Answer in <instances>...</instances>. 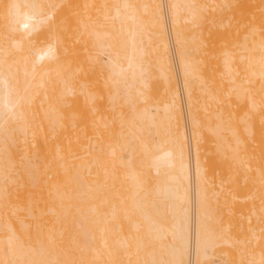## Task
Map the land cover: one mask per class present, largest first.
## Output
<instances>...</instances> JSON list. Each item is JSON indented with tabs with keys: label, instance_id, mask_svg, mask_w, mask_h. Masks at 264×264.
<instances>
[{
	"label": "bare ground",
	"instance_id": "bare-ground-1",
	"mask_svg": "<svg viewBox=\"0 0 264 264\" xmlns=\"http://www.w3.org/2000/svg\"><path fill=\"white\" fill-rule=\"evenodd\" d=\"M259 217L264 0H0V264H264Z\"/></svg>",
	"mask_w": 264,
	"mask_h": 264
},
{
	"label": "rangeland",
	"instance_id": "rangeland-1",
	"mask_svg": "<svg viewBox=\"0 0 264 264\" xmlns=\"http://www.w3.org/2000/svg\"><path fill=\"white\" fill-rule=\"evenodd\" d=\"M214 143V142H213ZM213 143H208L207 144V146H208V148H209V150L210 151H212L213 149H216L215 147H214V145H215V143L213 144ZM211 145V146H210ZM210 146V147H209ZM216 146V145H215ZM210 151H208V152H210ZM207 152V153H208ZM213 152L215 153V152H217V151H212L211 153L213 154ZM206 156H209V158H211L212 159V157H213V159H215V161L213 162V171H212V175H213V172H214V175L212 176L213 177V179H212V184H213V187L212 188H214V189H219L220 188V185H222V187H223V190L221 191V194L218 196V198H217V204L215 203L214 205H215V208H216V215L219 217V214H221L220 215V217L219 218H221L220 219V223H219V226H220V224H221V228H223V227H226V228H228V235L229 236H231L232 235V233L235 231L234 230V226L236 225V223H238V224H240V222L242 223L243 221H240V219H241V216H242V220H244V221H246V214H247V216H251V218H252V215H253V219H255V217H254V214H253V212L251 211V210H254V207L255 208H257V204H258V207H261V203L259 202V200H250L249 202H242V201H240V200H233L232 199V195H233V191H232V189H231V186L230 185H232V177H231V173H230V171L231 172H234V171H232V169H231V167L233 168V165H232V163L229 161V163H228V169H230V170H228V169H225L226 168V165H225V160H227V158L224 160V162L222 161L223 159H221L219 156H214V155H211V154H207ZM211 156V157H210ZM229 164H231V167H230V165ZM219 170V172L217 171V170ZM223 174V175H222ZM214 176H216V177H214ZM237 176H238V174H237ZM227 180V181H226ZM220 183V184H219ZM225 183V184H224ZM214 184L216 185V187H218V188H216V187H214ZM223 185H226V186H223ZM229 187H230V189H229ZM227 188H228V190L230 191V192H228L227 193V195L228 196H226V192L228 191L227 190ZM224 189L226 190V192H224ZM223 196V197H222ZM225 196V197H224ZM225 198H226V200H227V202H226V200H225ZM222 200H224L225 202H226V204H224V206H222V203H223V201ZM233 201H234V203H233ZM237 201V202H236ZM241 202V203H240ZM251 202V203H250ZM255 202L257 203V204H255ZM239 203H240V205L241 206H239ZM243 203H244V205H243ZM247 203H249V204H247ZM218 204H219V206H218ZM220 204H221V206H220ZM243 205V206H242ZM255 205V206H254ZM232 206V207H231ZM254 206V207H253ZM221 207V208H220ZM230 207H231V209H230ZM237 207V208H236ZM241 207V208H240ZM233 208L235 209H237L236 210V212L237 211H239V214L241 213V209H244V210H242L243 211V213H241V214H244V212L246 213V214H244V215H239L238 214V212L236 213V212H233ZM248 209V212L250 211V213H247V209ZM230 209V210H229ZM221 210V211H220ZM223 210H224V212H223ZM228 210V211H227ZM232 211V212H231ZM227 212V213H226ZM226 214V215H224V214ZM232 213V214H231ZM233 213H236L235 214V217H234V214ZM252 213V214H251ZM231 214V215H230ZM239 215V216H238ZM225 216V217H224ZM231 216V217H230ZM233 216V217H232ZM227 217V218H226ZM229 217V218H228ZM244 218V219H243ZM260 218V221L258 220L257 221V223H258V225L263 221L262 220V218L261 217H259ZM258 218V219H259ZM224 220V222H223V220ZM232 219V220H231ZM229 221H230V223H229ZM232 221V222H231ZM236 221V222H235ZM238 221V222H237ZM248 221V220H247ZM260 222V223H259ZM226 223L228 224V225H226ZM232 223H233V225H232ZM224 224V225H223ZM237 224V225H238ZM260 225H262L263 227H264V225H263V223L262 224H260ZM216 228L218 229V227L216 226ZM221 228H219V229H221ZM231 228V229H230ZM218 229V230H219ZM231 231V232H230ZM244 235H245V233H244ZM228 262H230V261H228ZM228 262H226V263H228Z\"/></svg>",
	"mask_w": 264,
	"mask_h": 264
},
{
	"label": "built area",
	"instance_id": "built-area-1",
	"mask_svg": "<svg viewBox=\"0 0 264 264\" xmlns=\"http://www.w3.org/2000/svg\"><path fill=\"white\" fill-rule=\"evenodd\" d=\"M171 44H173V40H172V38H171ZM178 78H179V76H178ZM179 82H180V78H179Z\"/></svg>",
	"mask_w": 264,
	"mask_h": 264
}]
</instances>
